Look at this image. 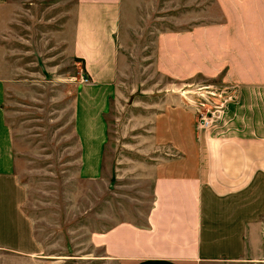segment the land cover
<instances>
[{
  "label": "crops",
  "instance_id": "1",
  "mask_svg": "<svg viewBox=\"0 0 264 264\" xmlns=\"http://www.w3.org/2000/svg\"><path fill=\"white\" fill-rule=\"evenodd\" d=\"M157 1L78 0L68 52L89 81L79 74L53 87L32 79L45 72L29 69L21 51L3 40L12 10L0 0V248L46 252L37 233L46 229L30 212L25 179L45 155L53 158L49 164L60 162L58 171L74 172L68 183L76 177L103 184L98 217L110 223L89 241L107 261L264 264V0H178L193 9L158 30L156 70L176 80L219 77L239 96L216 125L198 132L188 173L152 177L150 194L136 195L134 210H120L122 219L106 210L107 115L128 60L127 35L147 22L140 12L150 15Z\"/></svg>",
  "mask_w": 264,
  "mask_h": 264
},
{
  "label": "rangeland",
  "instance_id": "2",
  "mask_svg": "<svg viewBox=\"0 0 264 264\" xmlns=\"http://www.w3.org/2000/svg\"><path fill=\"white\" fill-rule=\"evenodd\" d=\"M9 1L12 22L3 40L21 51L29 69L45 72L30 77L53 87L79 74L88 82L82 63L68 52L78 0ZM192 9L178 0L169 4L159 0L150 15L140 12L147 22L127 35L128 60L118 74L119 92L107 115L106 210L115 212V219L125 216L121 209L134 210L136 195L150 194L152 177L188 173L186 168L195 162L198 132L216 125L227 105L239 96L238 87L219 77L176 80L156 70L158 30L173 27L178 17ZM202 117L209 118V125ZM41 158L25 179L31 184L30 212L46 229L37 230L46 252L35 257L0 248V264H116L105 260L89 241L91 232L110 223L98 217L99 210L105 209L97 199L103 184L76 177L68 183L74 172L58 171L60 162L49 164L51 156ZM259 189L264 193V183ZM68 196H75L76 202L68 203ZM84 226L91 230H82Z\"/></svg>",
  "mask_w": 264,
  "mask_h": 264
},
{
  "label": "built area",
  "instance_id": "3",
  "mask_svg": "<svg viewBox=\"0 0 264 264\" xmlns=\"http://www.w3.org/2000/svg\"><path fill=\"white\" fill-rule=\"evenodd\" d=\"M203 116H205V115H203ZM203 118V120H204V125L206 126V125H209V123H210V121H209V118L208 119H206V117H202Z\"/></svg>",
  "mask_w": 264,
  "mask_h": 264
}]
</instances>
